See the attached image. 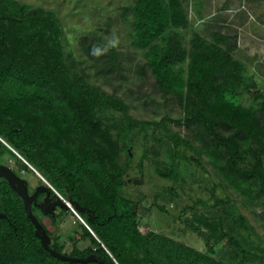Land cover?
Returning a JSON list of instances; mask_svg holds the SVG:
<instances>
[{"label": "trees", "instance_id": "16d2710c", "mask_svg": "<svg viewBox=\"0 0 264 264\" xmlns=\"http://www.w3.org/2000/svg\"><path fill=\"white\" fill-rule=\"evenodd\" d=\"M123 9L132 14L130 43L143 51L151 74L161 87L182 95L184 116L177 122L193 128L202 150L219 165L226 182L250 199L263 197L264 92L244 63L231 55L229 44H219L224 37L208 42L193 31L189 47L185 45L179 30L187 29L190 22L181 0H134L131 8ZM61 33L53 11L30 9L13 0L0 2V138L6 142L0 140V157L11 158L20 176L32 173L44 183L16 151L61 195L93 211L79 212L93 233L80 222L83 233L71 251L63 252L57 237L51 246L80 258L95 253L108 264H223L214 256L218 237L212 242L207 234L206 249L198 250L158 231L144 235L139 230L137 212L130 209L136 201L123 191L127 167L117 158L120 147L109 126L102 131L92 127L94 113L107 110L122 114L127 129L129 125L144 135L137 126L141 122L127 113L122 99L88 84L79 72L68 75L74 58L61 45ZM80 45L96 65L101 61L97 72L107 74L122 67V53L99 35L83 36ZM172 140L162 137L160 146L173 144L170 162L163 167L156 164L154 171L176 182L181 172ZM147 158L146 152L140 156L138 171L143 172ZM184 159L200 164L198 158ZM191 167L185 166L193 188L192 181L202 179ZM2 183L0 212L6 217H0V264H99L70 263L52 256L35 236L21 198ZM172 194L173 190L170 200ZM197 201L201 200L184 208ZM215 201L224 203L222 198ZM230 218L228 214L225 219L219 217V224L209 228L211 236ZM84 238L89 244L78 247L77 241Z\"/></svg>", "mask_w": 264, "mask_h": 264}, {"label": "rangeland", "instance_id": "374dc122", "mask_svg": "<svg viewBox=\"0 0 264 264\" xmlns=\"http://www.w3.org/2000/svg\"><path fill=\"white\" fill-rule=\"evenodd\" d=\"M13 1L23 3L30 9L53 11L62 31L60 43L65 50L72 52L74 58V66L68 75L73 77V74L79 72L77 75L82 74L88 84L96 85L108 94L122 99L128 106L127 113L133 120L141 122L137 126L142 129L140 132L144 135H139L129 125L127 129V121L122 114L107 110L94 113L92 127L102 131L109 126L112 139L120 147L117 158L127 167L123 191L134 198L136 202L133 203L139 201L138 204H142L149 212L148 215L137 213L139 230L144 235L158 231L198 250L206 249L208 234L212 242L218 237L213 243L214 256L223 264H264V196L250 199L231 183L226 182L217 169L219 165L212 163L207 153L202 150V144L194 136L193 128H187L177 122L184 116L182 95L161 87L149 71L143 51L130 43L128 32L132 14L127 8H131L134 0ZM181 2L190 22L187 29L179 30L183 43L189 47L193 31L208 42H215L217 38L224 37L225 42L219 44L222 47L227 44L231 46V55L244 63L246 72L264 92V0ZM92 33L99 35L107 44L115 46L122 53L120 69H114L107 74L97 72L101 61L96 65L95 60L82 52L80 45L81 38ZM73 69L76 72H71ZM246 103H251V100L247 99ZM162 137H167L168 141L172 138V142L176 143L177 151L174 156L175 161H179L181 172V177L176 182L160 178L154 171L156 164L163 167L165 162H170L172 143L166 142L161 147L159 143ZM93 138L99 139L97 135ZM145 152L148 158L141 172L137 170L136 163ZM178 153L183 154L184 158H193V162L196 158L200 159V166L188 163ZM3 159L6 158L0 157V160ZM186 164L188 168L192 166L191 168L197 170L196 176L204 182L192 181V188L191 182L186 178ZM141 175L143 182L135 184L133 179L140 178ZM23 177H26L30 185L36 184L37 179L32 173H26ZM213 187L214 192L211 191ZM217 198L224 199V203H215ZM196 200L201 201H197L192 207L184 208ZM159 206L165 210H160ZM69 210L72 217L59 220L58 229L54 227L53 231L54 235L60 234V239L64 242L63 252H68L74 240L83 233L80 223L84 222L83 219L77 217L70 207ZM213 210L223 214L222 219H225L227 214L231 216L226 224L220 227L221 234L216 233L215 237L211 236L209 228L216 227L221 216H212ZM50 228L53 229L52 226ZM88 244V238L77 241L80 248ZM242 249L251 255L243 254Z\"/></svg>", "mask_w": 264, "mask_h": 264}, {"label": "water", "instance_id": "95a60500", "mask_svg": "<svg viewBox=\"0 0 264 264\" xmlns=\"http://www.w3.org/2000/svg\"><path fill=\"white\" fill-rule=\"evenodd\" d=\"M0 177H3L7 180L10 187L15 191V193L21 198L24 211L26 216L31 220L34 226V234L39 238L41 246L47 250L52 256L60 258L61 260L73 262H98L99 264H108L106 263L99 255L92 253L85 257H75L69 256L59 251H56L51 246V239L43 224L40 222L38 217L32 211V205L40 209L43 214L52 213L55 206H60L63 209H68L69 205H72L78 212H93L90 208L82 206L78 201L69 198L66 202L62 200L58 194L53 192L50 195L51 189L48 185L42 183L37 185L34 190L29 193L28 190V181L25 178H22L11 171L8 166L0 164ZM130 181V179H128ZM133 182L135 184H141L143 182V176L140 178H134ZM41 192H44V196L40 201H37V195ZM131 212L136 211L138 214L148 215L142 204L132 203L130 205ZM212 216H221L224 215L220 212L213 210L211 212ZM0 217H6L5 213L1 212Z\"/></svg>", "mask_w": 264, "mask_h": 264}, {"label": "flooded vegetation", "instance_id": "af4514ba", "mask_svg": "<svg viewBox=\"0 0 264 264\" xmlns=\"http://www.w3.org/2000/svg\"><path fill=\"white\" fill-rule=\"evenodd\" d=\"M0 164H3L5 166H8V168L11 169L12 172H14L15 174H17L18 176H20L18 173H17V167L15 165V163L12 161L11 158H8V159H3V160H0ZM22 178H25L26 177H23V176H20ZM27 180V179H26ZM2 181H5L6 184L10 187V185L8 184L7 180L3 177H0V188L1 186H3L4 184L2 183ZM28 181V180H27ZM39 184H42V183H39L36 181V184L34 186L30 185L29 182H28V190H29V193H31L34 188L39 185ZM45 184V183H44ZM11 188V187H10ZM12 189V188H11ZM13 190V189H12ZM14 191V190H13ZM15 192V191H14ZM54 192V191H53ZM53 194L52 191L50 192V195ZM44 196V192H41L37 195V201H40ZM62 196V200H64L65 202L71 198H67L66 196L64 195H61ZM72 199V198H71ZM74 200V199H73ZM72 206V205H70ZM73 207V206H72ZM32 211L33 213L38 217V219L40 220V222L43 224L44 228L46 229L47 233L49 234L50 236V239L51 241L53 240V238L57 237L58 238V241L59 243L62 245V251L64 250V242L60 239V234L56 233L54 235L53 231H54V227L56 229H58V222L59 220H62L63 218H67L68 216L69 217H72V214L68 209H63L61 208L60 206H55V208L53 209V212L52 213H48V214H43L39 208H37L36 206H33L32 205ZM74 208V207H73ZM75 209V208H74ZM76 210V209H75ZM77 211V210H76ZM78 212V211H77ZM1 213V212H0ZM79 213V212H78ZM84 221V220H83ZM50 226L53 227V229L50 228ZM73 230V229H72ZM75 230H73L74 232ZM74 234H76L74 232ZM73 247V246H72ZM72 248L69 250L71 251Z\"/></svg>", "mask_w": 264, "mask_h": 264}, {"label": "built area", "instance_id": "2783aa9c", "mask_svg": "<svg viewBox=\"0 0 264 264\" xmlns=\"http://www.w3.org/2000/svg\"><path fill=\"white\" fill-rule=\"evenodd\" d=\"M0 140H2L5 144H6V142L3 140V139H1L0 138ZM13 150V149H12ZM14 151V150H13ZM31 169H33L35 172H36V170L20 155V154H18L16 151H14ZM39 176H40V178L43 180V182L46 184V185H48L49 187H50V189L51 190H53L56 194H58L59 195V197H61L62 198V196H61V194L41 175V174H39L38 172H36ZM69 207H70V209L76 214V216L77 217H79L81 220H82V218H81V216L79 215V213L72 207V206H70L69 205ZM84 224H85V226L92 232V230L90 229V227L85 223V222H83ZM93 233V232H92Z\"/></svg>", "mask_w": 264, "mask_h": 264}]
</instances>
